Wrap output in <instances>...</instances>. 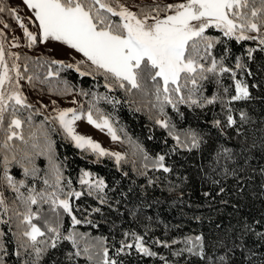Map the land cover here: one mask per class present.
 I'll return each instance as SVG.
<instances>
[{
	"label": "trees",
	"instance_id": "trees-1",
	"mask_svg": "<svg viewBox=\"0 0 264 264\" xmlns=\"http://www.w3.org/2000/svg\"><path fill=\"white\" fill-rule=\"evenodd\" d=\"M0 6L7 9L0 13V22L6 30L14 29L17 21L10 10L21 9L19 3L0 0ZM206 34L223 41L213 48L212 55L217 59L227 55L225 66L236 71V79L248 85L250 98L228 103L235 95V80L230 73L209 74V78L201 82V95L209 98L219 96L222 100L203 107L186 103L173 109L168 105L165 107L166 117L160 116L158 110L148 103L152 97H145L135 90L131 95L119 88L109 91L104 87L103 76H80L75 68L61 71L59 78H50L56 86L52 89L38 80L29 82L27 77L34 72L43 79L47 71L48 65L37 68V61L58 60L40 42L39 37L35 44L31 47L27 44V48L18 54L23 81H26L27 90L32 95V99L28 100L33 105L30 111L38 110L33 122L40 124L45 122V117L49 118L45 126L56 130L52 133V139L58 162H63L64 177L72 181L73 188L84 193L79 199H71L73 214L81 223L73 226L69 216H62L64 235L73 230L83 234L80 249L85 241L98 245L97 238H100L109 248V255L123 264H165L161 257L167 260V264H264V51L260 50L258 41L237 43L223 37L214 28L208 29ZM226 47L230 53H225ZM249 48L256 49L250 59L247 55ZM236 57L246 64L244 70L235 68ZM204 63L210 65V59ZM218 79L219 84L216 83ZM59 80L68 81L70 94H57L56 89L64 87L58 83ZM224 88H228L227 93ZM81 90L88 95H81ZM76 92L85 111L89 101L94 100L92 93L118 100L116 104L100 100L97 107L111 116L117 130H124L118 131L123 138L127 133L153 159L164 155V163L171 171L154 168L151 161H148L149 167L145 169V161L140 155H133L121 165L109 157L96 162L94 155L75 148L64 139L58 123L43 110L40 99L43 96L66 97ZM28 112L24 110L22 115ZM241 113L246 115L245 119H241ZM229 114L236 121L231 126L227 123ZM157 118L168 119L175 126L174 131L180 135L181 141L185 133H196L199 147L178 144L169 135V129L156 123ZM216 121H220V124L217 125ZM117 145L123 149L129 146L126 142ZM3 155L0 152V175H3ZM36 165L41 169L36 179L25 177L23 170L15 163L9 166V175L16 180L24 179L29 186L39 190L44 187L41 178L47 168V160L38 157ZM81 170L91 172L93 180L105 181L106 203H101L97 195H87V186L79 183ZM7 191L11 201L14 200L15 193L9 188ZM33 207L35 209L36 206ZM15 221L13 217L9 224H0V232L4 233L2 243L5 251L0 252L3 264H27L34 257L30 249L26 251L18 247L17 236L14 235ZM126 232L143 236L147 245L158 255L144 257L132 250L131 255L121 253L117 257L116 249L120 247L121 240L127 239L132 243L131 236H124ZM197 235L203 237L202 255L187 251L173 255L185 248V237ZM174 239L179 243L172 244ZM157 240L166 241L170 247L155 244ZM77 250L70 241H61L57 248L44 254L40 264H91L83 252L75 256ZM69 254H72L71 258Z\"/></svg>",
	"mask_w": 264,
	"mask_h": 264
},
{
	"label": "snow or ice",
	"instance_id": "snow-or-ice-1",
	"mask_svg": "<svg viewBox=\"0 0 264 264\" xmlns=\"http://www.w3.org/2000/svg\"><path fill=\"white\" fill-rule=\"evenodd\" d=\"M23 3L32 11L34 21L38 22V34L28 30L23 22L24 18L15 9L10 10V14L23 29L29 47L37 42L38 36L42 43L60 42L81 53L91 65L90 70L84 71L80 67L83 61L74 65L62 60L43 59L36 62L37 68L48 65L43 79L34 72L27 77L29 82L38 80L52 89L56 86L50 78H59L61 71L75 68L80 76H103L104 87L109 91L119 88L131 95L135 90L145 97H152L148 103L164 117L167 116L165 107L168 105L173 109L186 103L203 107L222 100L219 96L209 98L201 95V82L207 80L209 74L230 73L235 80V95L231 96L228 103L250 98L248 85L236 79V71L225 66L227 55H222L219 59L212 55L213 48L223 41L206 32L214 28L223 37L237 43L258 41L260 50L264 51V0H184L163 7L155 5L140 8L138 12L132 11L120 3V0H23ZM6 10L0 6V13ZM224 51L230 53L227 47ZM254 51L256 49H247L249 59ZM18 59L15 54L6 52L4 42L0 39V152L4 153L3 176L0 180L15 193L13 207L10 208L3 191H0V210L3 214L11 212L9 219L0 220V224H9L15 217L17 232L14 235L17 236L18 247L26 251L30 249L31 254H34L27 264H40L44 254L57 248L61 241H70L78 249L74 255L80 256L83 252L91 264H123L121 260L109 255V248L104 246V241L100 238H97L98 245L85 241L80 249L83 234L74 230L68 231L67 235L63 234V215L71 218L73 226L81 223L73 214L71 199H79L84 193L73 188L72 181L64 177L63 162H58L52 139V133L56 130L45 126L49 118L45 117V122L40 124L33 122L38 110L30 111L33 105L21 91L20 81L24 76L21 66L16 63ZM209 59L210 65H206L204 62ZM53 65L57 67L53 68ZM235 68H246L240 57H236ZM58 83L64 87L57 88V94L71 93L67 80H59ZM216 83H220L219 79ZM224 92L227 93L228 88H224ZM80 94L88 95L83 90ZM92 96L94 100L89 101L87 111L82 105L79 108L56 110L52 120L58 123L64 139L70 141L75 148L94 155L96 162L103 157L114 158L117 165L124 162L125 157L120 152L109 151L90 136L77 131V121L86 120L94 128L106 131L113 141L131 145L133 155H140L145 161V169L149 167L148 161H151L152 167L164 172L171 171L164 163V155L153 159L127 133L122 140L118 131L124 130H117L111 116L97 107L100 100L113 104L119 103L118 100L107 95L97 96L96 93H92ZM24 110H29L27 115H22ZM245 118L246 115L241 113V119ZM156 123L169 129V135L181 146L199 147L200 141L196 133H185V138L181 141L180 135L174 131L175 126L168 119L157 118ZM227 123L229 126L236 123L231 114L227 116ZM216 124L219 125L220 121H216ZM38 157L47 160V168L41 178L43 188L37 190L24 179L16 180L9 175V166L15 163L23 170L25 177L38 178L41 172L36 165ZM79 183L87 186L88 196L97 195L101 203L107 202L104 195L107 185L103 179L93 180L91 172L81 170ZM33 206H36L35 209ZM3 236L4 233L0 232V252L5 251ZM124 236H131L132 243L127 239L121 240L120 247L116 249L117 257L121 253L131 255L132 250L144 257L158 255L147 245L143 236L135 232H126ZM154 243L170 247L166 241L157 240ZM171 243L177 244L179 241L174 239ZM183 243L185 248L173 255H181L185 251L194 255L203 254L202 236L185 237ZM196 249L200 251L197 252ZM71 256L69 254L70 258ZM161 259L167 264L164 257ZM0 264H3L2 257Z\"/></svg>",
	"mask_w": 264,
	"mask_h": 264
},
{
	"label": "rangeland",
	"instance_id": "rangeland-1",
	"mask_svg": "<svg viewBox=\"0 0 264 264\" xmlns=\"http://www.w3.org/2000/svg\"><path fill=\"white\" fill-rule=\"evenodd\" d=\"M15 1L19 3V6L21 8H16V13L24 18L23 22L28 27L29 31L33 32L34 34H38V22L34 21L32 11L27 8V6L23 3V0ZM181 2H184V0H120V3L124 4L135 12H138L140 8L153 7L155 5H160L161 7H163L167 4H175ZM29 17H32V19H29ZM0 33H2L0 39H2L4 42L6 52H11L18 57L20 51L27 48L26 46L28 44V40L24 36L23 29L20 27L18 22L12 30H6L4 28V24L0 22ZM42 44L48 47L51 50L54 58H57L58 60L67 61L68 63L74 65L80 61H83L82 64H84V66L80 67L81 70L84 71L88 70L89 66L91 67L90 62L87 61L81 53L76 52L74 49H70L60 42L48 41ZM49 44L51 46H49ZM9 63H11V61H9ZM16 63L20 65V59H18ZM25 83L26 81L24 82L23 79L20 81L21 91L29 100L32 99V95L30 94L29 90H27ZM73 101H75V103H73ZM81 103V98L77 92L72 93L71 96L66 97L49 98L43 96L40 99V104L42 105L43 110L47 112L51 118L56 115L57 109L79 108L82 105ZM76 128L80 134L90 136L92 139L99 142L103 148L112 152H120L125 157L124 162L132 158L133 149L131 145L127 146L126 149H123L122 147L119 148L117 143H121V141H113L106 131L102 132L94 128L92 125H89L86 120L77 121ZM118 135L121 136L122 140L124 139L121 133L118 132ZM2 176L3 175H0V177ZM7 188V185L3 183L2 180H0V191H3L6 202L11 208L13 207V200L11 201V199L9 198ZM9 216H11V212H9L8 214H3L2 210H0V220H8ZM15 224H17V221H15ZM14 230H16L17 232L16 226Z\"/></svg>",
	"mask_w": 264,
	"mask_h": 264
},
{
	"label": "crops",
	"instance_id": "crops-1",
	"mask_svg": "<svg viewBox=\"0 0 264 264\" xmlns=\"http://www.w3.org/2000/svg\"><path fill=\"white\" fill-rule=\"evenodd\" d=\"M49 46H51V45L49 44Z\"/></svg>",
	"mask_w": 264,
	"mask_h": 264
}]
</instances>
